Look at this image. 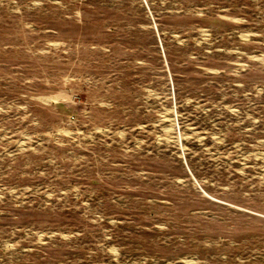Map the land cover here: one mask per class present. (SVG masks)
Masks as SVG:
<instances>
[{"label":"rangeland","instance_id":"1","mask_svg":"<svg viewBox=\"0 0 264 264\" xmlns=\"http://www.w3.org/2000/svg\"><path fill=\"white\" fill-rule=\"evenodd\" d=\"M0 264H264V0H0Z\"/></svg>","mask_w":264,"mask_h":264}]
</instances>
